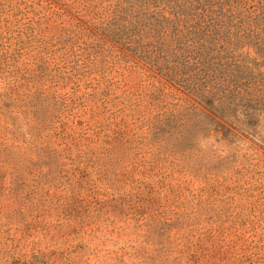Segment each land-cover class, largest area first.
Wrapping results in <instances>:
<instances>
[{"label":"trees","instance_id":"1","mask_svg":"<svg viewBox=\"0 0 264 264\" xmlns=\"http://www.w3.org/2000/svg\"><path fill=\"white\" fill-rule=\"evenodd\" d=\"M151 1L129 34L155 38L119 46L186 103L130 89L122 59L0 69V264H264L224 226L234 195L198 149L219 127L264 147V0ZM97 238L121 243L112 262Z\"/></svg>","mask_w":264,"mask_h":264},{"label":"rangeland","instance_id":"2","mask_svg":"<svg viewBox=\"0 0 264 264\" xmlns=\"http://www.w3.org/2000/svg\"><path fill=\"white\" fill-rule=\"evenodd\" d=\"M152 3L151 0H0V69L10 70L15 75L24 70L25 63L33 67L36 58L101 56L105 61L103 67L111 74L113 71H109L111 67L107 65L122 59V64L129 67L125 78L130 89L146 91L152 85H160L168 100L186 103L182 101L187 98L181 91L164 83L146 67L134 66L131 55L119 46L128 39L155 38L129 34L132 26L139 27L146 21L140 13L143 5L152 11ZM149 22H154V17H150ZM97 77L91 74L85 84L89 85L88 81ZM2 85L0 80V87ZM69 90L70 84L61 88V91ZM119 92L117 88L116 93ZM198 146L204 161L212 159L213 169L221 175L211 177L210 183L220 191L228 188L227 194L234 195L235 206L225 211L226 215L219 211L226 219L224 226L231 230L230 235L237 240L240 252L250 253L255 262L264 260V147L239 132L226 136L220 127L209 131ZM193 186L199 187V184L194 182L190 188ZM233 187L237 188L236 192L231 191ZM191 196L187 194V198ZM228 204L225 200L211 203L217 209ZM92 237L93 234L87 236ZM101 240L106 239L97 238L95 242L99 245L94 242L91 246L100 249V255L112 251L109 257L101 258L110 263L121 243L114 245L112 241L101 243ZM26 254L29 259L31 250L27 248ZM40 260L36 264H42Z\"/></svg>","mask_w":264,"mask_h":264}]
</instances>
